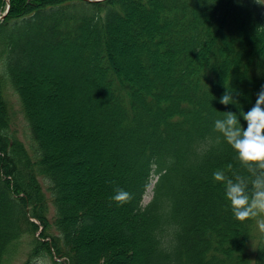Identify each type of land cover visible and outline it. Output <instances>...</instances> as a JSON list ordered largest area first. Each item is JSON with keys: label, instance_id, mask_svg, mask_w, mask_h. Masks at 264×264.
<instances>
[{"label": "trees", "instance_id": "obj_1", "mask_svg": "<svg viewBox=\"0 0 264 264\" xmlns=\"http://www.w3.org/2000/svg\"><path fill=\"white\" fill-rule=\"evenodd\" d=\"M4 4L0 0V13ZM139 22L150 23L146 31L136 29L145 44L138 61L154 81L148 87L120 70L114 54V33ZM52 49L78 52L85 64L54 56L45 76L30 68L35 57L45 65ZM153 57L163 58L173 80L158 77ZM29 75L76 88L86 86L87 75L105 84L120 133V165L109 187L84 198L66 194L82 183L60 181L56 156L41 138L21 83ZM225 84L245 112L264 88V4L255 0H11L0 24V264H17L22 255L23 264L36 257L52 264H119L128 257L136 264H249L257 218L236 220L223 183L213 176L218 169L230 178L248 173L222 137L219 145L202 147L220 135L214 121L223 112H240L219 102ZM7 88L19 98L32 153L12 128ZM241 124L247 126L243 117ZM155 175L154 197L144 206ZM116 187L133 200L123 206L112 201ZM105 217L115 220L108 244L90 234L101 230ZM263 242L264 232L260 247ZM258 255L257 264H264V246Z\"/></svg>", "mask_w": 264, "mask_h": 264}, {"label": "rangeland", "instance_id": "obj_2", "mask_svg": "<svg viewBox=\"0 0 264 264\" xmlns=\"http://www.w3.org/2000/svg\"><path fill=\"white\" fill-rule=\"evenodd\" d=\"M260 2L264 4V0H260ZM143 25H145L144 29L141 28ZM146 27H150L149 22H139L134 27H120L114 33L116 44L114 54L117 67L128 75L134 76L138 80V84L144 87L152 86L154 81L149 80L147 69L142 67L138 61L139 50L145 44L139 40L141 33H138L136 29L146 31ZM77 53L58 52L57 49H52V51H48L49 56L45 55V65L41 66L40 58L35 57L33 59L34 67L30 68L43 75V68L49 66L51 58L54 56H70L75 61H80L79 64L84 66L81 54ZM162 62L163 58H152V65L160 69L158 77L164 82H170L174 77L169 76L170 73L168 75ZM87 76L83 78L86 85L84 88L56 84L52 76L46 79L42 76L31 75L21 78L29 108L38 125L41 138L49 146L52 154L56 156V161L53 163L56 166L59 165L61 170L60 181L72 180L82 183L80 188L68 187L65 191L66 194L71 197L83 198L87 195L85 193L93 191L94 188L109 187L115 181L113 175L120 165L117 159V150L120 148L117 112L108 102L105 84L97 78L90 79ZM7 100L13 117L12 128L32 153L34 151L31 147L32 133L22 113L19 98L10 88H7ZM1 116L0 111V118ZM120 157L122 156L120 155ZM42 185L44 190L48 191V182H42ZM151 199L152 187L149 188L145 196L144 204H149ZM260 219H264V216L257 217L255 231L258 237L250 245V251L253 253H256L259 247L263 232L258 224ZM103 220L101 221V230L90 234L97 242L108 244L111 230L115 227V220L110 217H105ZM233 220V218L227 220L229 225L233 224ZM225 227H227V223ZM233 228L232 225L230 229L233 230ZM108 233L109 235H107ZM46 259L48 264H52L49 258ZM26 260L27 256L22 255L17 264H23ZM119 264L136 263L134 258L128 257Z\"/></svg>", "mask_w": 264, "mask_h": 264}, {"label": "clouds", "instance_id": "obj_3", "mask_svg": "<svg viewBox=\"0 0 264 264\" xmlns=\"http://www.w3.org/2000/svg\"><path fill=\"white\" fill-rule=\"evenodd\" d=\"M256 2L261 4L260 0ZM225 88L227 90L219 102L225 106L236 105L240 112H223V117L214 121V131L220 135L214 141L206 138L202 147L206 148L213 143L219 145L222 137L237 153V159L248 175L234 174V178H230L224 170L218 169L213 176L215 181L223 183L234 218L244 222L264 216V88L258 92L254 106L246 112L235 98L234 90L230 91L226 84ZM241 117L246 121V127L241 124ZM151 167H157L155 161ZM231 167L228 166L229 169ZM133 198L131 192L116 187L111 200L123 206ZM139 211H143V208ZM258 224L264 230V219L258 220ZM33 264H48V261L46 257H36Z\"/></svg>", "mask_w": 264, "mask_h": 264}, {"label": "water", "instance_id": "obj_4", "mask_svg": "<svg viewBox=\"0 0 264 264\" xmlns=\"http://www.w3.org/2000/svg\"><path fill=\"white\" fill-rule=\"evenodd\" d=\"M86 1H88V2H97V1H92V0H86Z\"/></svg>", "mask_w": 264, "mask_h": 264}]
</instances>
